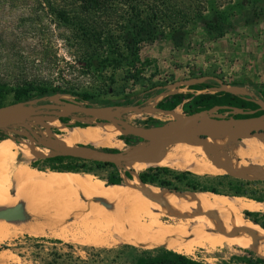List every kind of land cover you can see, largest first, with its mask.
Returning <instances> with one entry per match:
<instances>
[{
	"label": "rangeland",
	"instance_id": "rangeland-1",
	"mask_svg": "<svg viewBox=\"0 0 264 264\" xmlns=\"http://www.w3.org/2000/svg\"><path fill=\"white\" fill-rule=\"evenodd\" d=\"M170 1L175 10L174 13H178V16L183 18L173 25L163 21L158 22L159 24L156 25L158 31L153 36L137 42L139 57L134 62V66L136 70L140 71V74L133 78L130 76L133 71L128 69L129 66L126 65L125 51L114 55L110 54L109 48L105 46L87 47L78 41L76 32L57 19L56 12L64 4L63 0H0V83H5L9 87L29 83L48 89H57L56 92L48 96L31 101L30 105L52 102L101 106L109 110V114L142 128L143 126L139 121L149 116L161 121L158 129L173 126L176 121L192 113L194 95L203 92H217L221 84H228L232 81L243 82L246 89L240 90L243 93L242 95L250 93L249 97L256 100L264 108V103L255 97L256 92L252 88L254 83H264V0ZM139 2L142 7L160 4V0H139ZM68 10L70 11V8ZM112 11L114 19H120L123 15L121 6L116 5ZM206 81H211L213 86L204 89L191 88V85L195 83ZM155 91H159V93H155ZM81 93H88L90 100L80 101L76 95ZM173 94H177L178 97H170ZM124 95L131 98V105H118V103L123 102ZM167 95L170 97L169 99L165 98ZM9 100L10 96H7L4 102ZM171 104L173 105L171 106ZM157 105L171 108L163 110L157 108ZM174 108H177L178 118L171 119L164 111ZM209 110L211 115L220 118H234V114L241 113L240 109L224 107H212ZM60 119H63V122ZM54 122L61 124L64 128H79L68 127V125H75L76 122L84 124L85 127L80 129L93 126L101 128L102 126V135H105L104 130L111 128V126L118 128L108 124V122L100 123L98 119L80 113L38 109L28 118V126L16 124L3 129L0 134L5 139L2 141H13L23 147L32 146L39 152L38 159L55 155V152L45 149L46 147H38L36 141L37 139L43 141L47 139L51 143L56 138L66 135V131L56 127L53 124ZM29 129H31L33 135H30ZM122 131L124 132L120 136L126 138L127 142L119 136L118 141L122 143L120 148L114 145L98 147L120 151L135 147L128 146L133 144L135 136L126 130ZM228 136L215 138L210 135L208 139L206 134L197 136L200 140L207 139L206 143L211 140H215V142H222L223 140L222 143L234 142L233 144L248 148L236 157L231 156L229 148H225V150L218 147L226 162H220L216 159L210 160L202 150L193 151V146L197 144L189 139L177 146H167L168 148L161 146L158 148L159 150L156 149L150 154H152L151 156L154 153L163 156L173 147H177L176 149L181 150V152H186L184 151L185 148L189 149V151H192L190 156L180 152V155L171 159L170 165L165 166H169L174 170H188L198 175L206 173L209 176L223 174L210 171L219 166L223 169L235 167L252 172L264 169V151L250 147L255 141L264 139V129H261L259 133L243 137ZM76 145L89 144L79 143L73 146ZM244 152L246 153L244 154ZM195 157L198 161L194 159ZM178 158L181 159L178 160ZM34 159H25L16 151L7 163V171L9 172L15 164L29 166V163ZM145 160L149 159L145 158ZM147 163L139 164L137 167L129 164L125 166L126 162L115 163V168L121 174L123 182L120 184L121 186L113 187L121 189L124 195H127V200L132 199V195L135 194L134 191L141 190L147 200L144 197H141V199L137 197L130 202L135 203L136 200L140 199L143 206L149 207L152 203L150 207L154 205L165 210L175 208L186 212L191 217L195 215L219 219L226 217L218 210H212L211 212L206 209V211L201 205L191 201L194 195V197L197 195L198 197L204 196L203 199L211 201L212 198L208 195L211 193L188 191L176 193L165 188H156L153 185L152 187L148 184L142 185L137 178V172L150 166H164L155 162ZM33 171L38 172L39 170L33 168ZM107 171L108 168L105 170L93 169V173L84 171H78V173L90 174L93 181L96 180L95 182L106 188L107 184L102 179H98L97 175L103 176ZM40 172L55 184L57 190L64 197H67L65 199L68 204L77 202L83 207L87 203L88 197L86 195L89 196L90 192L87 191L85 186L81 192L70 191V189L64 188L59 182L51 178V171L47 168H42ZM124 172H128L133 180L126 178L123 175ZM227 174L241 178L235 174ZM261 176L263 175L261 174ZM260 178L263 177L250 179ZM173 183L179 188L182 187L179 182L173 181ZM107 187H111V185H107ZM255 187L258 190L256 195L264 194V182L258 183ZM30 190L36 191L35 189ZM8 194H12V182L8 185ZM221 197L231 196L221 195ZM241 198L242 201L247 200L243 196ZM254 202L261 205L262 208L258 210L259 212L264 211V202ZM0 203V212L4 213V217L0 218V225H7L8 223L13 232L8 238L0 241V264H127L128 262V258L124 253L107 250L124 243H107L103 246H93L79 241H66L65 239L43 235L41 229L34 226H32L33 229H20L18 227L21 222H25L21 218V203L8 205L7 199L0 201ZM137 204H140V202L138 201ZM243 208L239 210L241 217L243 216L242 211L247 207ZM246 210L255 211L250 208ZM88 214L87 211L86 215ZM220 214H223V216ZM67 222L66 219L58 221L57 224L55 223L56 229L59 225L67 224ZM34 231L41 233L38 234ZM237 247L240 246L216 248V251L213 250L212 252L197 249L192 252L191 256L211 264H218L221 260L227 259L231 253L237 252ZM253 252L258 255L255 251Z\"/></svg>",
	"mask_w": 264,
	"mask_h": 264
},
{
	"label": "bare ground",
	"instance_id": "bare-ground-1",
	"mask_svg": "<svg viewBox=\"0 0 264 264\" xmlns=\"http://www.w3.org/2000/svg\"><path fill=\"white\" fill-rule=\"evenodd\" d=\"M25 112H26V108L21 107V106H14L11 108L4 109V116H6V117L17 116V115H22ZM106 112L109 113V110H106ZM165 113H167L168 117L171 119L178 118L177 108H175L171 111H167ZM100 123H106V122H100ZM53 124L56 125V127H58V128H62V130L64 129V131H66V135L63 137L56 138L51 143H49L48 140L46 139V143H48L50 145L59 146V147H66V148H70V149H76V146H73V145L79 144V143L89 144V145H92L95 147L104 146V145H107V146L108 145H112V146L114 145V146L120 148L122 146V143L120 141H118V137L121 134H123L124 131L120 130L119 128H114L111 126V128L105 129L104 130L105 135H102V131H101L102 126H101V128L93 126L91 128H87V129H80V128H64L61 124H59L57 122H54ZM108 124H110V123H108ZM63 125H65V124H63ZM105 125H107V124H105ZM113 126H115V125H113ZM168 128H170V127L165 126V128H163V129H158V127H149L147 129H143V131L149 135H158V134H161L164 131H166ZM199 134H206L208 136L207 139L210 138V135L212 137H215V138L229 137L228 134L223 129L222 130H221V128L219 129V126H217V125L208 126V125H206V123L204 121H201L197 124V126L194 130V133L192 135L185 137V138H181V139H173L170 142H168L167 144L162 142V143H164L163 147L177 146L180 143H182L183 141L189 139L190 141L197 144V145L193 146V148H192L193 151L194 150H199V151L202 150L210 160L216 159V160H219L220 162H226L224 160L225 157H224L223 153L219 150L221 148H224V149L229 148L231 150V156L239 155L242 151H244V149L248 150V148L246 149L242 145L233 144L234 142L233 143H231V142L230 143H222L223 140H222V142H215V140L214 141L211 140V141H208L206 143L207 139H205V140L198 139L197 136ZM3 142H5V141H2L1 143H3ZM8 143H10V142H8ZM252 145H250L251 148H253V147L259 148V149L264 151V139H262L261 141H257V142L255 141V143H252ZM133 146H135V147H132L130 150L125 149V151H127L129 153H134V154L139 153L140 151H142L143 149H145L147 147V144L138 143V144L133 145ZM214 146H216V147L213 148ZM184 147H186V146H184ZM218 147H219V149H218ZM25 148H28L30 150V154L32 155L33 158H35V159L37 158V156L39 154L37 149H34L32 146L25 147ZM41 148H43V147H41ZM167 148H165V149H167ZM176 148L177 147H173L170 149V151H168V152L166 151L167 152V153L165 152L166 155H163V156H158L155 153L153 154V156H151L152 154L149 153L146 156V158L149 160L144 159L142 161L126 162L125 166L127 164H129V165H132L134 167H137L139 164H145L147 162L160 163V164H163L164 166L170 165L171 159L175 156L180 155L181 150L176 149ZM45 149H48V148H45ZM249 150H250V148H249ZM184 151H186V152H181V153H184L187 156H190V154H192V151H189V149L185 148ZM245 153L246 152H244V154ZM181 155H183V154H181ZM4 157H6V156H4ZM183 157H185V156H183ZM255 157H256V155H255ZM262 157H263V155H262ZM196 158L197 157H195L194 159L197 160ZM180 159L178 158V160H180ZM173 160H175V159H173ZM254 163L256 164V162H254ZM259 163H260V161H259ZM2 164H4V163H2ZM176 165L175 166L173 165V166L177 167ZM261 165H262V163H261ZM22 167H23V165H22ZM25 167L27 168V166H25ZM186 167H187V165H186ZM180 168H181V166H180ZM5 170L7 172V169H5ZM14 170H16V169H14ZM23 170H24V172L23 171L22 172L26 173L25 169H23ZM210 171L214 172V173H231V174H235V175L240 176L241 178H246V179L255 178V177H264V169L263 170L260 169V171L252 172V171H243V170L235 168V167L234 168L229 167V168L223 169V168H221V166H219L218 168H213ZM18 172H19V170H18ZM20 173H21V171H20ZM31 173L34 175L40 176V174H37L40 172H35V171L31 170V172L29 173L30 175L27 174L28 177L31 176ZM42 173H44V172H42ZM1 174H2V172H1ZM16 174H17V176H20V178L16 179V182H18V180H19V182L24 181V180H21L22 174L19 175V173H17V172H16ZM206 174H208V173H206ZM261 174L263 176H261ZM11 176H13V175H10V177ZM25 177H24V179H25ZM41 177H43V181L46 182V186H47L46 189H49L51 186L52 191H53L56 187L55 184L50 182L48 180V178L45 177L43 174ZM50 177L55 179L57 182H59L64 188H66L68 190L70 189V191L73 190V191H80L81 192L82 188L85 186L87 188V191H89L90 193H89V196L86 195L88 197V200H86L87 203H85L83 205V207L80 204H78L77 202L72 203V204H70L71 203L70 202L69 204L67 203V206H66V204H65V207L63 206V209H61L62 212H61V210H59L58 213L55 214V213H53L52 209L51 210L49 209V211L45 212L46 209L48 210V207H49L48 204L51 202L52 198L49 197V195H47L46 193H44L42 191V189H44V188H42L41 189L42 195L40 198L41 203L39 202L40 205L35 204L36 203L35 199H37V198L33 199L35 201H33L34 203L30 202L31 207L29 206V203L27 204L30 207V209L27 210V212H30L32 217L35 216V218H36L38 216L37 218L39 220H41L40 221L42 223L41 226L43 225V227L48 226L52 222H54V224L55 223L57 224V222L60 220L66 219L68 221L67 224L59 225V227H57L58 229L55 228L52 230H47V231L42 232L43 235H49V236L56 237L59 239H65L66 241L67 240L79 241L81 243L93 245V246H103L104 244H107V243H124V244L127 243L129 245H132V246H135L138 248H144V249H149V248H154V247H164L166 249H169V250H172V251H175L178 253H182L185 255H191L192 252L194 250H197V249H203L204 251L212 252L213 250L216 251L215 250L216 248L240 246L242 248H248L250 250H253L260 257L264 258V230L259 225L254 224L253 222H251L249 220H245V217H243V216L241 217V215H239V210H241V208H243V207H247V208L253 209L255 211L261 210V208H262L261 205L256 204L254 202L255 200L252 201V200L247 199L246 201H242L243 199L241 197L240 198H238V197H221V195L216 196V195H212V193H211V194H208L212 198V200L209 201L207 199H203L204 196L198 197V195H197L196 197H194L195 196L194 195L191 199V201H193V203L199 204L205 210L207 209L208 211H211V212H212V210H218V211L222 212L227 218L226 217L221 218L223 216V214H220V215H222L220 217L221 219L212 218V217L204 216V215H195V216L191 217V216H188L186 214V212L181 211V210H177L174 207H173L174 209H172V210L170 208L165 210L163 208H160L159 206H158V208L154 205L150 207V205L152 203L149 205V207L141 205L140 199H141V197H144V192L141 190L134 191L135 194H133V195L131 194L132 199L128 196V198H130L131 200H135V198H137V197L140 198V199H138L140 204H137V202H138L137 200H136V202L134 201L135 203L130 202L131 200H129V199H128L129 201L127 200V198H126L127 195L125 196L121 189H119L118 187H113V186L107 187L108 184L106 185V188H103L99 183L95 182L96 180L95 181L92 180V176L90 174H83V173L81 174V173H72V172H51ZM37 179H39V178H37ZM131 180H133V179H131ZM0 181H2V180H0ZM12 183H13V181H12ZM38 183H40V181ZM41 184H42V182H41ZM25 185H26V187L28 186L29 189H35L36 190L35 192H37L39 190V186L34 180H32V181H31V179L29 181L27 180L25 182ZM16 186H17V184H16ZM138 188H140V187H138ZM19 189H20V187H19ZM49 190H51V189H49ZM162 192H164V191L162 190ZM160 193H161V191H160ZM147 195H145V196H147ZM39 197H40V195H39ZM83 198H85V197H83ZM151 200H153V199H151ZM151 200H149V201L152 202ZM167 201H168V199H167ZM58 202H57V205H58ZM161 202H163V201H161ZM15 203L16 202H14V204ZM51 203H53V202H51ZM55 203H56V201H55ZM157 203H158V201H157ZM176 203L178 204V202H176ZM164 204H162V205H164ZM21 206H23V205H21ZM55 206H56V204H55ZM154 207H156V208H154ZM200 210H201V208H200ZM87 211L89 212L88 215H86ZM22 214H21V217H22ZM31 215L29 214V218H31ZM25 218L23 220H25ZM25 221H27V220H25ZM30 227H31V229H33L32 226H30ZM35 227H37V226H35ZM52 227H54V226H52ZM37 228H39V227H37ZM30 231H32V230H30ZM34 232L38 233V231H34ZM12 233H13L12 229L8 225V223H7V225H5V224L0 225V241L8 238V236H10ZM40 233L41 232H39L38 234H40Z\"/></svg>",
	"mask_w": 264,
	"mask_h": 264
},
{
	"label": "trees",
	"instance_id": "trees-1",
	"mask_svg": "<svg viewBox=\"0 0 264 264\" xmlns=\"http://www.w3.org/2000/svg\"><path fill=\"white\" fill-rule=\"evenodd\" d=\"M63 2L64 4L56 12L57 19L76 32L78 41L87 47L105 46L109 48V53L114 55L125 51L126 65L129 66L128 69L133 71L130 75L133 78L140 74V71L136 70L134 66V62L139 57L137 42L153 36L158 31V26H156L159 24L158 22L163 21L173 25L183 18L179 17L178 13H174L175 10L170 0H160L159 5L152 4L150 7H142L139 0H63ZM116 5L123 8V15L120 19H114L112 15V10ZM67 8H70V11ZM228 84L239 87L245 85L241 81H232ZM211 86H213V83L206 81L195 83L191 85V88L204 89ZM252 88L256 92L255 97L264 103V83H254ZM56 91L57 89H48L29 83L12 87L5 83H0V106L16 103L27 105L29 101L48 96ZM155 93H159V91H155ZM7 96H10V100L4 102ZM76 97L82 102L90 100L88 93L77 94ZM170 97L177 98L178 95L173 94ZM192 103V112L208 110L214 106L228 109L237 108L243 111V113L234 114V118L264 113V110L255 100L228 91L197 93L194 95ZM131 104V98L128 95H124L123 102L118 103V105L122 106ZM157 108L166 110L171 107L167 108L163 105H157ZM60 120L63 122V119ZM139 122L143 127H159L158 125L161 123L159 119L151 116ZM68 127L84 128L85 126L83 123L76 122L75 125H68ZM2 130L0 129V133ZM29 133H31V129H29ZM120 138L126 141L123 136H120ZM4 139L0 134V141ZM137 140H139L137 137L133 138L134 142ZM102 149L112 152L117 151L112 148ZM29 166L31 170L33 168L38 169V172L42 168H47L51 172L72 173H78V171L93 173V169L105 170L108 168L105 175H97L98 179H102L105 184L111 186H117L123 182L122 176L115 168L114 163L84 160L70 155L55 154L45 158H37L32 160ZM123 175L128 179L132 178L128 172H124ZM137 178L142 184L165 188L170 192H208L231 197L243 196L247 199L264 202V194L256 195L258 190L255 187L258 183L264 182V179L239 178L227 173L212 176L206 174L198 175L188 170H174L166 166L147 167L145 170L137 172ZM173 181L181 183L182 187H177ZM242 214L245 220L254 222V224L259 225L264 230V211L252 212L243 210ZM107 250L124 253L128 258L127 264H211L195 259L191 255H185L162 247L144 249L122 244ZM236 250L237 252L231 253L227 259L221 260L218 264H264V259L250 249L237 247Z\"/></svg>",
	"mask_w": 264,
	"mask_h": 264
},
{
	"label": "water",
	"instance_id": "water-1",
	"mask_svg": "<svg viewBox=\"0 0 264 264\" xmlns=\"http://www.w3.org/2000/svg\"><path fill=\"white\" fill-rule=\"evenodd\" d=\"M256 101V100H255ZM257 102V101H256ZM31 101L27 105L21 103H16L13 105L0 106V129H5L8 126L16 124H24L28 126V118L34 114L38 109L45 110H58L67 111L69 113H80L89 117H94L100 122H108L120 128L121 130H126L133 136L137 137L139 140L131 145L138 143L147 144V147L140 151L139 153H129L125 150H117L115 152L107 151L105 149L95 147L92 145L77 146L76 149H70L66 147L54 146L46 143V140L37 139V145L39 147L48 148L49 150L55 152L56 154L70 155L78 157L84 160H91L97 162H109V163H119V162H131V161H142L146 156L152 151L167 144L173 139H181L188 137L194 133L197 124L204 121L206 125L214 126L217 125L219 128L226 131L228 135H233L236 137H243L247 135H252L259 133L261 129H264V113L255 116L241 117V118H220L215 117L210 114V110H200L192 112L182 119L175 122L173 126L168 128L161 134L149 135L143 131L149 127H139L129 123L128 121L117 118L106 112V108L101 106H91V105H74L69 103H52L43 102L35 105H30ZM258 103V102H257ZM260 107L264 110L260 103ZM14 106H21L27 109V111L22 115L6 117L4 116V109L11 108ZM218 107V106H214ZM226 108V107H224ZM237 109V108H232ZM243 113V111H241ZM156 127V126H151ZM30 135H33L32 132ZM164 142V143H162ZM250 179V178H249ZM260 179H264L260 178ZM4 217V213L0 212V218ZM254 223V222H253Z\"/></svg>",
	"mask_w": 264,
	"mask_h": 264
},
{
	"label": "crops",
	"instance_id": "crops-1",
	"mask_svg": "<svg viewBox=\"0 0 264 264\" xmlns=\"http://www.w3.org/2000/svg\"><path fill=\"white\" fill-rule=\"evenodd\" d=\"M244 89H246V86L244 85V86H242V87H239V86H233V85H229V84H221L220 85V88L218 89L219 91H228V92H230V93H234V94H240V95H242L243 93L240 91V90H244ZM244 92V91H243ZM245 93V92H244ZM245 94H247V95H243V96H246V97H248L249 99H251L249 96H250V93H245ZM164 96H166V95H164ZM165 98H167V99H169L170 97H168V95H167V97H165ZM164 112H167V111H164ZM8 141V140H7ZM7 141H5V142H3V143H0V180H2V181H0L1 183H0V201H2V200H6L7 199V201H8V205H12V204H14V202H16V203H18V202H20L21 203V205H23V206H21L22 208H21V214H22V220L25 218V220H27V221H25V222H21V224L19 225V227L18 228H21V229H25L26 227L29 229V228H31L30 226H37V227H39V229H41V232H44V231H47V230H52V229H54V228H56L55 227V224H54V222H52V223H50L48 226H44L43 227V225L41 226V220H39L37 217L35 218V216H33L32 217V215H31V213L30 212H27V210H29L30 209V207H31V203L33 202V201H35L36 200V203L35 204H38V205H40L39 204V202L41 203V193H42V191L44 192V193H46L47 195H49V197H51L52 198V200H51V202H53V203H49L48 205H49V207H48V210L46 209L45 210V212H47V211H49V209L51 210H53V213H58V211L59 210H61V209H63V206L65 207V204H66V206H67V201H66V199H64L65 197L57 190V187H55V189L52 191V188H51V186H50V188L49 189H51V190H49V189H46L47 188V186H46V182H44L43 181V177H41L42 176V174L41 173H37V174H40V176L39 175H34V174H32L31 173V176L30 177H28V175L27 174H29L30 172H31V170H30V166H27V165H25V164H15L14 166H13V168L10 170V172H6V170L5 169H7V163H8V161L9 160H11L12 159V157L14 156V154H15V152L17 151L18 153H20L23 157H25V158H33L32 157V155L30 154V150L28 149V148H25V147H23V146H18L17 144H15V142H13V141H8V142H10V143H8ZM3 149V150H2ZM2 151V152H1ZM4 152V153H3ZM6 152V153H5ZM26 152V153H25ZM4 156H6V157H4ZM37 159V158H36ZM7 161V162H6ZM2 163H4V164H2ZM6 163V164H5ZM22 165H23V167H22ZM16 166V167H15ZM25 166H27V168L25 167ZM18 167V168H17ZM22 167V168H21ZM25 167V168H24ZM4 168V169H3ZM14 169H16V170H14ZM23 169H25V172L26 173H23L24 172V170ZM4 170V171H3ZM18 170H19V172H18ZM12 171V172H11ZM20 171H21V173H20ZM23 171V172H22ZM1 172H2V174H1ZM16 172L17 173H19V175L20 174H22V177H21V180H24V181H22V182H19V180H18V182H16V179H18V178H20V176H17V174H16ZM16 174V175H15ZM9 177H8V176ZM10 175H13V176H11L10 177ZM24 175V176H23ZM30 175V174H29ZM4 176V177H3ZM7 176V177H6ZM26 176V177H25ZM24 177H25V179H24ZM33 177V178H32ZM27 178V179H26ZM37 178H39V179H37ZM8 179V180H7ZM13 179V180H12ZM31 179V181L32 180H34L37 184H38V186H39V190L37 191V192H35V191H31L30 189H29V187L27 186L26 187V185H25V182L28 180H30ZM20 180V181H21ZM37 180V181H36ZM4 181V182H3ZM13 181V183H12V194H8V185H9V183L10 182H12ZM40 181V183H38ZM41 182H42V184H41ZM16 184H17V186H16ZM19 187H20V189L22 190H20L19 189ZM42 188H44V189H42ZM41 189H42V191H41ZM24 190V191H23ZM15 193V194H14ZM53 194V195H52ZM14 195V196H13ZM38 195V196H37ZM39 195H40V197H39ZM51 195V196H50ZM57 195V196H56ZM32 196V197H31ZM62 198H60V197ZM31 197V198H30ZM35 198H37V199H35ZM15 199V200H14ZM33 199H35V200H33ZM55 201H56V203H55ZM59 201V202H58ZM31 202V203H30ZM57 202H58V205H57ZM29 203V206L27 205ZM34 203V202H33ZM51 204V205H50ZM55 204H56V206H55ZM53 205V206H52ZM27 206V207H26ZM62 206V207H61ZM29 207V208H28ZM24 210V211H23ZM55 210V211H54ZM61 212H62V210H61ZM31 215V218H29V214ZM27 215V216H26ZM32 222V223H31ZM35 222V223H34ZM34 223V224H33ZM39 224V225H38ZM50 226V227H49ZM52 226H54V227H52ZM41 227V228H40ZM51 228V229H50Z\"/></svg>",
	"mask_w": 264,
	"mask_h": 264
}]
</instances>
